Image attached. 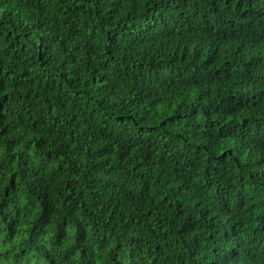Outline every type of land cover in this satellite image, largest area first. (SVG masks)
I'll list each match as a JSON object with an SVG mask.
<instances>
[{
    "label": "trees",
    "instance_id": "obj_1",
    "mask_svg": "<svg viewBox=\"0 0 264 264\" xmlns=\"http://www.w3.org/2000/svg\"><path fill=\"white\" fill-rule=\"evenodd\" d=\"M0 264H264V0H0Z\"/></svg>",
    "mask_w": 264,
    "mask_h": 264
}]
</instances>
